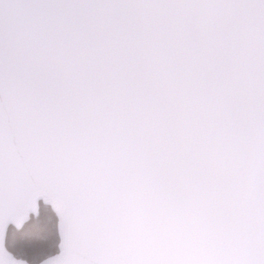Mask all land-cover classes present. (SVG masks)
<instances>
[{"label": "snow or ice", "instance_id": "6c2138e0", "mask_svg": "<svg viewBox=\"0 0 264 264\" xmlns=\"http://www.w3.org/2000/svg\"><path fill=\"white\" fill-rule=\"evenodd\" d=\"M0 264H264V0H0Z\"/></svg>", "mask_w": 264, "mask_h": 264}]
</instances>
